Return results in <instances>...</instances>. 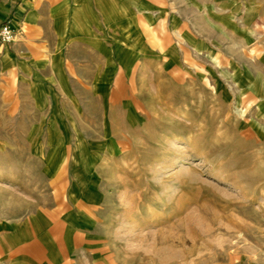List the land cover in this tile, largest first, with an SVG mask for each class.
Wrapping results in <instances>:
<instances>
[{
  "label": "rangeland",
  "instance_id": "obj_1",
  "mask_svg": "<svg viewBox=\"0 0 264 264\" xmlns=\"http://www.w3.org/2000/svg\"><path fill=\"white\" fill-rule=\"evenodd\" d=\"M158 1L159 22L132 23L136 50L98 39L95 65L110 71L105 84L79 88L69 119L77 135L26 133L38 120L21 116L0 89V160L15 159L17 191L7 199L0 166V264L9 211L50 205L54 190L79 197L96 262L264 264V114L243 93L264 76V22L242 16L220 35L199 21L197 0ZM45 139L71 144L67 165L29 158L31 142Z\"/></svg>",
  "mask_w": 264,
  "mask_h": 264
},
{
  "label": "crops",
  "instance_id": "obj_2",
  "mask_svg": "<svg viewBox=\"0 0 264 264\" xmlns=\"http://www.w3.org/2000/svg\"><path fill=\"white\" fill-rule=\"evenodd\" d=\"M194 4L199 21L220 35L225 28L223 23H238L242 16L254 14L264 22V0H197ZM160 12L158 0H0V24L9 23L13 32L12 42H0V89H9L10 103L20 104L21 116L38 120L26 133L77 135L78 128L69 119L78 113L79 88L105 84L110 71L109 63L95 65L98 39H118L134 51L139 34L132 30H136L132 23H139L142 16L159 22ZM237 28H232L234 37L238 36ZM79 47L84 51L82 58ZM106 52L109 54L108 49ZM258 76L261 73L248 80L243 93L264 114V76ZM251 87L257 88L253 91ZM31 144L27 148L29 158H34L38 166L68 164L69 156L62 152L72 150L71 144L55 145L49 139ZM15 163L11 156L10 162L0 160L10 184L8 200L17 192L13 169L9 170ZM52 196L50 205L20 209L17 215L9 211L6 263L104 264L96 262L87 248L94 240L82 232L89 228V216L75 207L77 194L70 192L64 200L62 192L54 190Z\"/></svg>",
  "mask_w": 264,
  "mask_h": 264
},
{
  "label": "built area",
  "instance_id": "obj_3",
  "mask_svg": "<svg viewBox=\"0 0 264 264\" xmlns=\"http://www.w3.org/2000/svg\"><path fill=\"white\" fill-rule=\"evenodd\" d=\"M13 41V32L9 23L3 22L0 24V42L10 43Z\"/></svg>",
  "mask_w": 264,
  "mask_h": 264
},
{
  "label": "bare ground",
  "instance_id": "obj_4",
  "mask_svg": "<svg viewBox=\"0 0 264 264\" xmlns=\"http://www.w3.org/2000/svg\"><path fill=\"white\" fill-rule=\"evenodd\" d=\"M236 112L238 113V115H242V111L239 108H236Z\"/></svg>",
  "mask_w": 264,
  "mask_h": 264
}]
</instances>
